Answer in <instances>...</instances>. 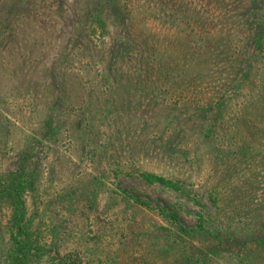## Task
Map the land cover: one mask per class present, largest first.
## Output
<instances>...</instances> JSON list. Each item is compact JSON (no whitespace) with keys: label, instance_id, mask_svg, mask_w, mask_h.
<instances>
[{"label":"rangeland","instance_id":"rangeland-1","mask_svg":"<svg viewBox=\"0 0 264 264\" xmlns=\"http://www.w3.org/2000/svg\"><path fill=\"white\" fill-rule=\"evenodd\" d=\"M58 1L60 4L56 5ZM72 1L32 0L45 7L41 11L36 6L26 11L24 18L29 22H16L20 35L0 55V120L4 126L0 133V172L14 170L17 161L27 159L25 163L38 173L39 181L40 199L35 204L31 198L33 209L46 206L45 212H50L48 215H51V219L60 224L61 216L65 214V210L61 209L64 204L61 196L65 195V202L72 205L64 220L73 214V222L84 224L91 216L90 224L95 229L92 235L112 238L114 243L122 241L124 244L132 240L136 249L141 246L154 249L159 237L161 245L154 250L161 261L164 259V238L161 236L164 228L170 225L158 215V209L175 215L183 226L193 228L198 224L199 214L204 211L216 214L208 188L216 186L219 179L228 180L226 195L230 204L224 209V215L219 217L217 226L223 230L222 233L231 237L227 243L216 248L207 240H198L193 243V256L197 258L203 251L215 256L218 264H247L251 258L248 257L251 255L250 249L262 236L261 230L264 228L262 172L257 166L248 169L238 164L239 160L227 154L225 148L218 145V140L200 138L202 125L214 120L211 109L165 108L162 86L164 59L162 62H151L146 52L149 50L136 45L139 48L132 51V67L126 65L123 68L126 73H131L126 75L125 80L134 85L133 101L127 106L116 104L118 108H111L105 128L100 136L93 137V141H89L84 134L88 124L86 116L90 110L91 115L98 117V108L86 107L90 98L96 99L102 95L104 87L96 76L97 70L92 68L89 57L80 46L70 53V59L65 61L68 65L56 71L60 81L68 82L64 86L68 89L69 97H75L79 102L69 108H57L58 112L54 108H46L45 98L49 95V89L54 91L58 84L53 85L56 74L52 80L44 69L53 60L57 61L55 58L62 49L61 44L74 26L71 17L80 8L72 9ZM125 1L121 0L122 3ZM128 1L143 9V15L146 5H150L157 16L160 10L157 2L160 4L163 0ZM197 1V11L202 14L208 12L211 17L224 13L243 14L249 8L232 7L229 0ZM60 5L62 12L58 9ZM128 11L125 7L124 12ZM36 13L46 16L45 26L30 23ZM158 13L164 14V8ZM60 15H71L69 25L62 23L52 26ZM146 26L145 37L150 36L155 40L154 48L164 51V46L170 43V36L175 35L174 29L158 23L153 16L146 20ZM35 34L40 40L34 41ZM96 44L99 46V43ZM178 46L173 45V48ZM154 64L157 67L155 71L151 69ZM211 66V71L222 72L223 80L233 81L232 76L238 75L230 58L227 63H214ZM246 88L247 91L252 90V86L247 85ZM226 93L231 96V90ZM222 110L227 115L226 119L230 115L236 116L226 121V125H241L242 120L238 116H242V111L238 108ZM52 111L58 116L57 122H54V126L56 123L60 127L58 142L39 133L40 125L44 124V114ZM203 113L205 117L212 116L203 121ZM118 166L132 175L124 172L116 176L113 170ZM132 168L180 180L187 190L198 193L200 203L160 184H148ZM123 192L147 201L153 210L127 201ZM87 196L95 201L96 209L83 216L80 208L86 210L83 199ZM71 227L78 228L72 223ZM211 248L214 253L210 255Z\"/></svg>","mask_w":264,"mask_h":264},{"label":"trees","instance_id":"trees-1","mask_svg":"<svg viewBox=\"0 0 264 264\" xmlns=\"http://www.w3.org/2000/svg\"><path fill=\"white\" fill-rule=\"evenodd\" d=\"M229 1L232 7L249 8L243 14L224 13L211 17L208 12L202 14L197 11V0H163L157 5H160L159 11L164 8V14L158 11L155 16L150 5H146L143 15V9L128 0L124 3L121 0H73L72 9L80 8L71 17L74 26L61 44L62 49L55 58L57 61L53 60L44 69L52 80L56 74L53 85L58 84L54 91L49 89V95L45 98L46 108H54L58 112L57 108H69L79 102V99L69 97L68 89L64 86L68 82L60 81L56 71L68 65L65 61L70 59V53L80 46L89 57L92 68L97 70L96 76L104 87L102 95L96 99L90 98L86 107L98 108V117L91 115L90 110L86 116L88 124L84 134L89 137V141H93V137L100 136L101 130L105 128L111 108H118L116 104L127 106L132 103L134 85L125 80L126 75L131 73H126L123 68L132 63L133 49L143 47L149 50L146 52L151 62H162L164 59L162 86L165 108L211 109L214 120L202 125L199 129L200 138L218 140V145H222L227 154L239 160L238 164L248 169L257 166L264 177V0ZM59 4L58 1L56 5ZM35 6L40 11L45 7L32 0L1 1L0 55L20 35L16 22L27 24L29 21L24 18L26 11ZM125 7L129 9L128 12H124ZM58 9L62 12V5ZM70 16L54 17L52 26L62 23L69 25ZM150 16L175 31V35L168 40L170 43L164 46V51L154 48L156 43L150 36L145 37L144 30L148 28L146 20ZM30 23L45 26L47 18L36 13ZM48 29L52 30L51 27ZM36 37L35 34L34 41L40 40V37ZM138 44L139 47L136 46ZM177 44L179 46L173 48ZM229 58L235 73H238L232 76L233 81L223 80L221 71H211L212 64L227 63ZM156 68L154 64L151 69L155 71ZM247 85L252 86V90L247 91ZM228 90H231V96L226 93ZM223 108H238L242 111V116H238L242 120L241 125H226V121L236 116L230 115L226 119ZM211 116L205 117V113L201 115L203 121ZM57 119L54 111L44 114V124L40 125L39 130L42 137L59 141L57 133L60 127L56 123L57 127L54 126ZM3 127L0 120V133ZM26 160L17 161L14 170L0 172V264H218L215 256L203 251L195 258L193 243L207 240L216 248L227 243L231 237L222 233L223 230L217 226L219 217L224 215V209L230 204L226 195L230 183L228 180L219 179L216 186L208 188L216 214L207 211L199 214L198 224L193 228L183 226L175 215L158 209V215L170 225L164 228L161 236L164 238V259L161 261L154 250L161 245L159 237L154 249L145 246L136 249L132 240L124 244L122 241L114 243L112 238L92 235L95 229L90 224L91 216L84 224L73 222V214L64 220L72 205L71 202H65V195L61 196L64 203L61 209L65 210L66 216H61L60 224L51 219V215H48L50 212H45L46 206L33 209L32 201L37 204L40 199L38 173L25 163ZM113 171L116 176L124 172L132 175L119 166ZM132 171L139 173L148 184H160L200 203L198 193L187 190L180 180L138 168H132ZM123 193L127 201L153 210L147 201ZM88 196L83 199L86 210L80 208L83 216L96 209L95 201ZM71 223L78 228L71 227ZM261 231L262 236L250 249L251 255L248 257L251 258L247 264H264V228ZM209 251L210 255L214 253L212 248Z\"/></svg>","mask_w":264,"mask_h":264}]
</instances>
